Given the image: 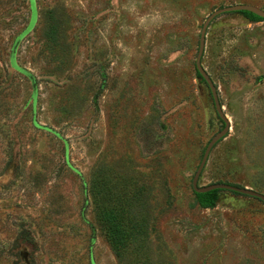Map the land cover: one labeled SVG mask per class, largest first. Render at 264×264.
Masks as SVG:
<instances>
[{"label": "rangeland", "instance_id": "1", "mask_svg": "<svg viewBox=\"0 0 264 264\" xmlns=\"http://www.w3.org/2000/svg\"><path fill=\"white\" fill-rule=\"evenodd\" d=\"M235 3L264 9L0 0V264H264V203L218 190L202 208L191 187L223 127L199 32ZM201 64L229 130L198 185L264 194V19L214 18Z\"/></svg>", "mask_w": 264, "mask_h": 264}, {"label": "water", "instance_id": "2", "mask_svg": "<svg viewBox=\"0 0 264 264\" xmlns=\"http://www.w3.org/2000/svg\"><path fill=\"white\" fill-rule=\"evenodd\" d=\"M237 11H249L261 18H264V9L253 5V4H249V3H235V4H231V5H227V6H223L220 8H217L215 10H213L212 12H210L208 14V16L205 18L204 22L202 23L200 32H199V39H198V49H197V54L195 57V69L198 72V74L201 76V79H203L205 81V84H207L212 100H213V105L215 108V112L217 114V116L219 117V119L222 121L223 123V127L216 132L211 138L210 140L207 142L202 157L200 160V162L197 165V168L193 174L192 177V181H191V187L193 192H197L202 193V192H206L212 189H222V190H230V191H234L236 193H241V194H246L249 196H253L255 198H258L259 200H261L264 203V194L253 190L251 188H247V187H242V186H236L233 184H228V183H224V182H215V183H210V184H206V185H198V179L200 177V174L206 164V159H208L209 153L212 150V148L215 146V144L220 141L222 138H224L229 130V121L226 118L225 114L223 113L222 110V106L219 102L218 99V94H217V88L214 85L213 81L211 80L209 74L205 71V69L203 68L202 64H201V58L204 52V45H205V35H206V30L207 27L209 26L210 22L216 18L217 16H219L222 13H226V12H237Z\"/></svg>", "mask_w": 264, "mask_h": 264}, {"label": "trees", "instance_id": "3", "mask_svg": "<svg viewBox=\"0 0 264 264\" xmlns=\"http://www.w3.org/2000/svg\"><path fill=\"white\" fill-rule=\"evenodd\" d=\"M238 13L242 14L246 19H248L249 21H260V20H263L264 18H261L249 11H237ZM197 75L201 78V76L198 74V72H196ZM203 80V79H201ZM204 81V80H203ZM205 82V81H204ZM220 190V189H212V190H209V191H206V192H202V193H197V192H193L196 199H197V202L199 204L200 207L202 208H211L215 205V202L217 200V197H218V194H217V191ZM222 190V189H221ZM108 215V216H107ZM105 216L107 217V219L110 221L111 223V233L112 235L116 236H121V232L119 231L120 228H118L116 225H113L112 222L114 221L115 219V215L113 214H105ZM119 229V230H118ZM113 236H110V237H113Z\"/></svg>", "mask_w": 264, "mask_h": 264}]
</instances>
